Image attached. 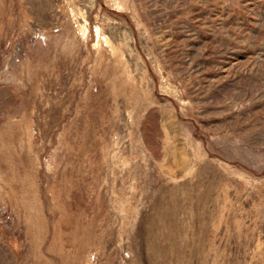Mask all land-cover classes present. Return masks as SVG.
<instances>
[{"label":"rangeland","instance_id":"obj_1","mask_svg":"<svg viewBox=\"0 0 264 264\" xmlns=\"http://www.w3.org/2000/svg\"><path fill=\"white\" fill-rule=\"evenodd\" d=\"M0 264H264V0H0Z\"/></svg>","mask_w":264,"mask_h":264}]
</instances>
